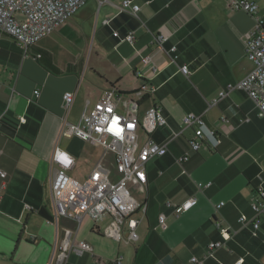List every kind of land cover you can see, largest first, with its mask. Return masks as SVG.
Masks as SVG:
<instances>
[{
    "label": "crops",
    "instance_id": "obj_1",
    "mask_svg": "<svg viewBox=\"0 0 264 264\" xmlns=\"http://www.w3.org/2000/svg\"><path fill=\"white\" fill-rule=\"evenodd\" d=\"M121 1L87 0L26 54L0 30V170L5 172L0 176V264H53V247L66 230L92 249L69 253L64 264H105L117 256L122 264H193L192 256L200 264H234L239 258L240 264H264V210L256 233L251 224L238 222L242 214L254 216L253 201L264 200L258 191L264 190L258 178L264 168V117L242 89L208 107L220 89L252 69L244 40L254 16L229 0H132L140 5L136 14L120 10ZM249 1L264 18V0ZM129 31L133 43L123 40ZM156 33L166 36L165 48L176 45L177 64L156 50ZM147 54H153L155 73L142 64ZM178 64H187L190 74ZM143 84V96L135 99L133 92ZM111 87L118 93V111H123L119 100L127 97L138 116L158 103L167 120L152 133L157 143H167V151L147 162L145 191L130 185L146 204L135 239L126 238L125 224L119 240L104 234L109 215L98 220L85 215L78 223L71 215L55 219L51 206L53 149L73 156L68 173L80 182L103 152L92 140L63 134V116L75 123ZM66 90L75 91L67 112ZM189 111L216 131L214 148L190 147L192 129L182 125ZM180 129L182 134L172 137ZM139 136L142 141L144 133ZM198 182L211 185L199 189ZM191 195L196 203L182 210L178 203ZM220 201L224 204L217 208ZM160 213L166 215L164 224L158 222ZM215 219L236 232L207 255V244L222 239Z\"/></svg>",
    "mask_w": 264,
    "mask_h": 264
},
{
    "label": "built area",
    "instance_id": "obj_2",
    "mask_svg": "<svg viewBox=\"0 0 264 264\" xmlns=\"http://www.w3.org/2000/svg\"><path fill=\"white\" fill-rule=\"evenodd\" d=\"M86 1L0 0V30L10 35L26 54L31 45L69 18ZM98 1L101 3L103 0ZM229 2L233 7L242 8L254 16L255 23L248 30L244 40V54L253 62V67L243 78L228 83L226 87L220 89L218 94L208 101V107L215 105L230 91L242 89L255 104L257 114L264 117V18L258 14V5L253 1L229 0ZM139 7L140 5L132 0H122L119 5L120 10H129L133 14H136ZM113 35H118V32L114 31ZM134 39L135 36L131 31L123 35V40L129 43H133ZM166 39V36L161 33L154 35L156 50L166 52L170 60L177 64L176 45L165 48ZM142 64L150 68L152 73L158 70L153 54L144 56ZM178 67L186 76L191 72L187 64H178ZM137 75H142V69L137 71ZM146 87L147 85L143 84L133 92L135 99L143 96ZM34 92L38 93V89ZM117 94L114 87L106 88L91 108H85L82 111L75 123L67 121L63 116V134L77 135L84 140H92L103 148V152L87 177L80 182L68 173V169L73 165V156L55 147L51 154L50 198L55 219L59 215H71L79 223L85 215L94 220L109 215L111 219L103 231L104 234L119 240L122 238L125 224L126 238L135 239V228L145 213L146 204L133 195L131 186L141 192L145 191L147 162L167 151V143L159 144L152 136L153 131L158 126L166 124L167 120L158 103H153L142 116H138L130 108L131 100L127 97L119 100L123 111H118ZM74 96V90L63 92L62 101L65 112L70 108ZM19 121L23 122L25 118L20 117ZM182 125L183 129H192L189 145L195 151L202 146L214 148L219 143L216 131L207 125L201 114L193 111L186 112L182 116ZM115 129H119V135ZM183 129L173 132L172 137L181 135ZM140 131L144 133L142 141L139 136ZM112 173L113 178H111ZM0 176H5L3 170H0ZM258 178L260 183L264 181V168L258 174ZM210 185L211 182L197 183L199 189ZM258 191L264 198V190L261 186L258 187ZM196 200L193 195L187 196L178 205L182 210H187L196 203ZM173 204L177 203L167 201V205ZM223 204L224 201H220L216 207L219 208ZM251 207L254 216L249 218L242 214L238 217V222L241 225L251 224L253 233H256L259 225L258 215L264 210V200L253 201ZM165 219L164 213L158 215L159 224H164ZM214 223L219 228L222 239L210 241L207 244V255H213L214 249L221 246L224 239L236 232L228 226H222L217 219ZM91 249L87 241L72 238L66 230L63 238L53 247L51 260L53 264H64L69 253L82 254ZM241 261L242 258H239L234 264H240ZM191 262L200 264L201 260L192 256ZM105 264H122V260L120 256H117Z\"/></svg>",
    "mask_w": 264,
    "mask_h": 264
},
{
    "label": "snow or ice",
    "instance_id": "obj_3",
    "mask_svg": "<svg viewBox=\"0 0 264 264\" xmlns=\"http://www.w3.org/2000/svg\"><path fill=\"white\" fill-rule=\"evenodd\" d=\"M110 131L114 130V129H109ZM117 135H119V129H115Z\"/></svg>",
    "mask_w": 264,
    "mask_h": 264
},
{
    "label": "rangeland",
    "instance_id": "obj_4",
    "mask_svg": "<svg viewBox=\"0 0 264 264\" xmlns=\"http://www.w3.org/2000/svg\"><path fill=\"white\" fill-rule=\"evenodd\" d=\"M134 194V193H133ZM94 220V219H93Z\"/></svg>",
    "mask_w": 264,
    "mask_h": 264
}]
</instances>
